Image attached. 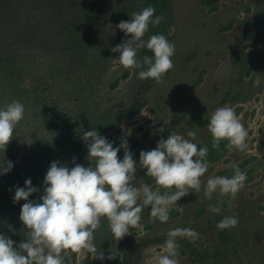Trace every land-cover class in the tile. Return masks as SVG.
<instances>
[{
  "label": "rangeland",
  "instance_id": "1",
  "mask_svg": "<svg viewBox=\"0 0 264 264\" xmlns=\"http://www.w3.org/2000/svg\"><path fill=\"white\" fill-rule=\"evenodd\" d=\"M63 2L69 8L59 12H33L30 3L21 14L17 0H0L5 38L0 36V107L13 100L25 106L5 153L0 150V161L14 163L10 172L0 175V233L10 237L14 247L27 239L19 218L26 201L14 203L16 186L24 187L31 178L40 191L29 199L39 200L51 162L69 167L91 164L82 130L95 128L114 146L127 140L137 164L140 152L156 148L169 130L186 138L194 131L195 142L208 147L209 167L201 177V191L190 190L173 205L166 223L153 221L149 206L139 227L130 228L118 241L107 219L101 218L94 244L104 259L71 253L69 264L87 258L92 264H116L120 245L128 237L142 246L136 264H155L153 257L174 227L199 234L196 240L178 238L179 264H195L187 244L202 254L203 264H264V0ZM149 5L164 19L150 26L145 39L163 34L175 45L173 67L159 82L138 79V70L123 68L120 53L111 50L130 38L116 26ZM145 55L153 54L141 49V60ZM137 104H142L138 111ZM225 105L248 130L249 146L243 152L229 151L227 140L213 147L207 124L211 113ZM123 155L121 148L118 158ZM237 166L247 180L235 197L218 192L211 200L205 197L203 184L210 176H231ZM135 176L137 186L168 191L144 168L138 167ZM209 205L220 207V213L210 212ZM233 214H238L239 223L227 229L232 240L223 247L216 225Z\"/></svg>",
  "mask_w": 264,
  "mask_h": 264
},
{
  "label": "clouds",
  "instance_id": "2",
  "mask_svg": "<svg viewBox=\"0 0 264 264\" xmlns=\"http://www.w3.org/2000/svg\"><path fill=\"white\" fill-rule=\"evenodd\" d=\"M155 13L156 9L149 5L133 12L131 20L121 21L116 27L130 38L111 50L120 53L118 61L123 68L138 70V79L159 82L173 67L175 45L163 34L145 39L150 26H158L164 19ZM141 49H148L153 55H145L141 60ZM24 115L25 106L20 101L13 100L0 107V150L4 153ZM207 129L213 147H219L221 140H227L229 151L243 152L249 146L248 130L230 106L216 108ZM81 133L88 150L86 159L91 161L89 166L75 163L69 167L67 163L51 162L39 200L29 199L40 191L33 186L31 178L25 180L24 187H15L14 203L26 201L19 218L27 229V239L14 247L15 242L0 233V264H69L70 254L81 252L92 254L93 259H104V252H99L94 244V233L101 218L107 219L109 230L118 241L129 234L130 228L139 227L141 214L149 206L150 218L166 223L173 205L189 192L201 191V177L209 167L208 147L195 142L194 131L187 133L188 138L172 132L166 139H160L156 148L140 152L139 164L127 140L114 146L95 128ZM121 148L124 149L122 159L118 158ZM13 167L12 161L3 159L0 175ZM138 167L146 169V175L168 191L162 194L148 184L137 186ZM246 180L247 174L237 166L231 176H210L203 184L204 195L209 200L217 192L235 197ZM209 210L214 214L221 211L217 205H209ZM238 223V214H233L224 216L216 227L225 230ZM178 238L196 240L199 234L188 227L169 228L161 251L153 257L155 264H179Z\"/></svg>",
  "mask_w": 264,
  "mask_h": 264
},
{
  "label": "trees",
  "instance_id": "3",
  "mask_svg": "<svg viewBox=\"0 0 264 264\" xmlns=\"http://www.w3.org/2000/svg\"><path fill=\"white\" fill-rule=\"evenodd\" d=\"M63 1H70V0H17V3L19 4L17 7L18 9L21 8V14H23V11L26 10V7L32 3V10L33 12L35 11H39V10H49V9H54V11H62L64 9L65 6H67L69 8V5L66 2ZM155 1V0H153ZM208 0H205V3H207ZM5 13L3 14H8L7 11H4ZM28 13V12H27ZM43 14H39V16H42ZM35 25V24H34ZM33 29H36L35 27H33ZM3 31H0V36H1V40L4 41V37L2 36ZM240 51H243L242 49H238ZM235 55H238V53H236ZM13 59L8 60V63H11ZM138 109H136V111L139 110V108L142 107V104H137ZM172 133V130H169L168 132L164 133L165 137L167 138V136L169 134ZM219 231V235H220V242L221 245L223 247H225L228 243L231 242L232 237L230 235V233L228 232L227 229L225 230H218ZM156 242L159 241V239L155 240ZM192 258L195 264H203V262L201 261L202 259V254L191 244H187L185 246ZM142 250V246L137 244L136 240L134 238H130L128 237L121 245H120V250H119V255L118 258L116 260V264H136V260H137V255L139 253V251ZM80 264H92L91 263V259L87 258L84 259Z\"/></svg>",
  "mask_w": 264,
  "mask_h": 264
}]
</instances>
